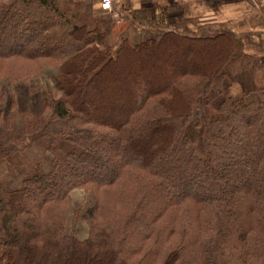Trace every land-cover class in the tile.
I'll list each match as a JSON object with an SVG mask.
<instances>
[{
	"label": "trees",
	"instance_id": "trees-1",
	"mask_svg": "<svg viewBox=\"0 0 264 264\" xmlns=\"http://www.w3.org/2000/svg\"><path fill=\"white\" fill-rule=\"evenodd\" d=\"M236 52L227 31L110 47L54 0H0V83L55 71L51 91L29 88L37 112L0 111V162L39 142L52 156L16 189L0 180V264H264V88L223 89ZM202 104L215 118L197 125L199 157ZM74 190L94 200L84 240L65 232Z\"/></svg>",
	"mask_w": 264,
	"mask_h": 264
},
{
	"label": "crops",
	"instance_id": "crops-1",
	"mask_svg": "<svg viewBox=\"0 0 264 264\" xmlns=\"http://www.w3.org/2000/svg\"><path fill=\"white\" fill-rule=\"evenodd\" d=\"M95 1L100 12L107 14L100 1ZM112 3L126 22L122 27L115 26L116 33L133 47L169 31L202 38L224 31L232 33L238 55L232 66L224 70V90L229 88L231 95L236 96L264 88V68L257 63L264 60V0H112ZM2 165L0 172L5 173L6 167Z\"/></svg>",
	"mask_w": 264,
	"mask_h": 264
},
{
	"label": "rangeland",
	"instance_id": "rangeland-1",
	"mask_svg": "<svg viewBox=\"0 0 264 264\" xmlns=\"http://www.w3.org/2000/svg\"><path fill=\"white\" fill-rule=\"evenodd\" d=\"M57 7L63 13L67 23L74 26L93 27L98 25L101 31L106 36V44L110 47H116L122 40L116 33L117 28L122 27L124 22L123 17L115 11L112 3V11L101 13L95 0H54ZM55 71L45 69L42 77L31 84H9L6 80L0 83L1 92L4 97V105L0 106L1 112H7L11 103L13 102L17 109L29 112H37L40 108V100L36 94L29 92V88L45 87L51 91L55 84ZM226 87V85H224ZM224 89V88H223ZM232 93V92H231ZM235 95V93H234ZM232 95V96H234ZM220 90L217 87L212 89L210 97L215 105L221 101ZM258 98L255 97V99ZM215 112L210 108L199 106L194 112L192 121L187 130V137L192 140L191 150L199 157H204V142L200 136V130L197 127L199 123H204L208 119H214ZM65 128L77 130L74 123H67L65 121H58L53 126L55 132H61ZM66 150L70 147L61 144ZM52 156L45 143L39 142L28 150L21 153L14 154L7 161H1L5 165V173L0 172V180L2 185L7 187L12 186L15 189L16 185L20 186L21 180L32 176L36 169L47 171ZM1 164V165H2ZM0 165V166H1ZM3 166V165H2ZM18 186V187H19ZM17 187V188H18ZM94 200L89 192L83 190H74L69 196L67 210L64 215L65 232L67 234L73 233L78 239H86L88 235V226L83 220L85 212L91 208Z\"/></svg>",
	"mask_w": 264,
	"mask_h": 264
},
{
	"label": "built area",
	"instance_id": "built-area-1",
	"mask_svg": "<svg viewBox=\"0 0 264 264\" xmlns=\"http://www.w3.org/2000/svg\"><path fill=\"white\" fill-rule=\"evenodd\" d=\"M100 1V7L105 12H111L112 11V0H99Z\"/></svg>",
	"mask_w": 264,
	"mask_h": 264
}]
</instances>
